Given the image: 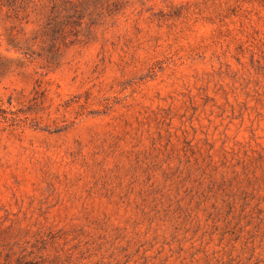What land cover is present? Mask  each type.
Here are the masks:
<instances>
[{
  "label": "rangeland",
  "instance_id": "374dc122",
  "mask_svg": "<svg viewBox=\"0 0 264 264\" xmlns=\"http://www.w3.org/2000/svg\"><path fill=\"white\" fill-rule=\"evenodd\" d=\"M0 264H264V0H0Z\"/></svg>",
  "mask_w": 264,
  "mask_h": 264
}]
</instances>
